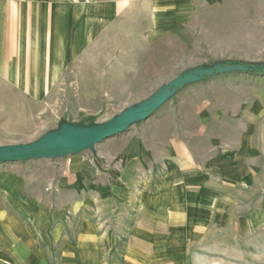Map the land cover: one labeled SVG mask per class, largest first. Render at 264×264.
Wrapping results in <instances>:
<instances>
[{
    "label": "crops",
    "instance_id": "crops-1",
    "mask_svg": "<svg viewBox=\"0 0 264 264\" xmlns=\"http://www.w3.org/2000/svg\"><path fill=\"white\" fill-rule=\"evenodd\" d=\"M127 3L0 0V59L15 55L9 43L16 40L13 33L22 32L29 42L25 55L53 64L52 56L77 53V43H91L96 29L117 18ZM58 46L68 50L57 52ZM226 101L227 109L213 108L206 122L220 125L222 135L205 144L177 138L157 159L136 140L119 153L105 146L95 161H70L67 181L50 187L61 198L52 208L24 196L19 186L1 184L13 205L17 195V207H0V264H52L51 254H58L59 264H205L206 245L219 253L221 230L236 229L245 237L262 227L264 81ZM152 172L161 174L151 178ZM250 194L261 202L251 204ZM71 224L74 236L67 233Z\"/></svg>",
    "mask_w": 264,
    "mask_h": 264
},
{
    "label": "rangeland",
    "instance_id": "rangeland-1",
    "mask_svg": "<svg viewBox=\"0 0 264 264\" xmlns=\"http://www.w3.org/2000/svg\"><path fill=\"white\" fill-rule=\"evenodd\" d=\"M126 3L117 18L96 29L91 43H77L72 47L77 53L52 56L53 64H39V59L26 56V34L13 33L16 40L9 46L17 56L0 59V147L28 145L67 127L103 126L188 72L210 71L226 64L254 69L228 71L186 84L148 121L136 123L119 137L80 154L0 164V185L19 186L28 193L24 196H34L41 206L52 208L61 198L49 192L50 187L67 181L64 173L70 161L83 157L95 161L105 146L119 153L136 140L157 159L167 155L166 146L177 138L205 144L212 136L222 135L220 125L206 123L212 109L226 110V100L248 94L264 81V0ZM74 41L78 39H71ZM55 50L68 48L58 46ZM5 63L10 67L9 77L4 73ZM160 174L148 176L157 178ZM97 175L96 179H101L102 174ZM155 182L151 189L157 187ZM1 193L0 207L7 204V210L14 212L17 195L13 205ZM249 202L255 205L261 198L250 194ZM70 226L67 233L74 236L76 230ZM220 233L219 253L206 245L205 264H264V225L253 227L245 237L236 229ZM119 254L122 252L117 253L118 261ZM232 257L235 259L230 260ZM49 260L59 264L58 254H51Z\"/></svg>",
    "mask_w": 264,
    "mask_h": 264
},
{
    "label": "water",
    "instance_id": "water-1",
    "mask_svg": "<svg viewBox=\"0 0 264 264\" xmlns=\"http://www.w3.org/2000/svg\"><path fill=\"white\" fill-rule=\"evenodd\" d=\"M253 69V66L226 64V66L221 65L210 71L196 70L185 73L165 85L149 100L125 111L117 119L103 126L67 127L57 134L43 136L42 139L28 145L0 147V164L20 163L34 159L44 160L45 158L59 159L80 154L105 143L107 140L119 137L129 131L136 123L148 121L172 95L184 89L186 84L195 83L228 71H250Z\"/></svg>",
    "mask_w": 264,
    "mask_h": 264
}]
</instances>
